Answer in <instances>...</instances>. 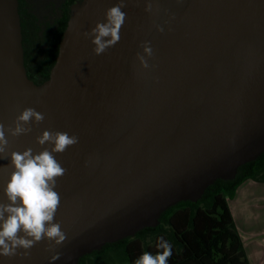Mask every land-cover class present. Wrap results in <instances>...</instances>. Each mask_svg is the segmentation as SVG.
I'll use <instances>...</instances> for the list:
<instances>
[{
	"label": "water",
	"instance_id": "1",
	"mask_svg": "<svg viewBox=\"0 0 264 264\" xmlns=\"http://www.w3.org/2000/svg\"><path fill=\"white\" fill-rule=\"evenodd\" d=\"M116 2L72 5L49 77L35 83L24 66L18 0H0V122L10 125L25 107L45 115L31 132L9 137L10 150L50 147L36 143L45 129L79 138L54 153L66 169L55 189V221L68 237L55 249L60 258L49 261L41 241L29 256H0V264H77L155 226L166 208L196 201L264 151V0H157L155 14L144 0H126L119 43L95 55L82 33ZM145 40L150 69L136 60ZM10 170L0 169L3 202Z\"/></svg>",
	"mask_w": 264,
	"mask_h": 264
},
{
	"label": "clouds",
	"instance_id": "2",
	"mask_svg": "<svg viewBox=\"0 0 264 264\" xmlns=\"http://www.w3.org/2000/svg\"><path fill=\"white\" fill-rule=\"evenodd\" d=\"M144 4L146 12H159L157 0H144ZM125 6L126 0H117L105 10L104 22L98 21L94 27L82 33L94 45L92 51L95 55L104 54L119 43L120 30L127 19V14L122 11ZM154 26L157 31H164L160 24ZM140 48L143 54L136 53L140 68L154 67L149 64L148 59L154 56L150 41H141ZM44 119V113L25 107L10 125L0 122V160L10 161L9 164L0 166V169H11L7 172V180L3 185L7 202L0 201V256L3 257H27L37 243L47 241L45 250L51 252L48 259L55 261L61 255L55 249L68 239L60 223L55 221L61 203L60 194L55 190L57 179L66 173V169L54 153L65 152L70 146L77 144L79 138L66 131L45 129L35 138L36 143L50 147H42L35 153L32 148L10 150L9 137L15 138L31 132V124H39ZM156 247L159 251L155 254L142 252L134 264H167L172 256V244L161 236ZM18 249L24 251L19 252Z\"/></svg>",
	"mask_w": 264,
	"mask_h": 264
},
{
	"label": "trees",
	"instance_id": "3",
	"mask_svg": "<svg viewBox=\"0 0 264 264\" xmlns=\"http://www.w3.org/2000/svg\"><path fill=\"white\" fill-rule=\"evenodd\" d=\"M63 33L59 32L49 51L42 53L39 41L31 48V61L37 60V65L40 61L39 71L46 79ZM249 178L264 182V151L241 164L234 178H217L196 201L179 200L166 208L155 226L107 242L100 249L80 256L77 264H115L120 253L127 264H134L142 252L159 251L156 245L161 236L172 244V256L167 264H249L228 203L238 185Z\"/></svg>",
	"mask_w": 264,
	"mask_h": 264
},
{
	"label": "flooded vegetation",
	"instance_id": "4",
	"mask_svg": "<svg viewBox=\"0 0 264 264\" xmlns=\"http://www.w3.org/2000/svg\"><path fill=\"white\" fill-rule=\"evenodd\" d=\"M33 1L18 0L21 33L24 43L23 61L27 76L35 83H42L46 77L39 71L42 70L40 61L39 65H37V60L31 61V48L39 41L42 53L43 51L51 50L50 46L54 44L52 43L53 40L57 38L59 32L62 31L63 33L65 30L72 5L81 3L83 0H40L38 1V12L33 7Z\"/></svg>",
	"mask_w": 264,
	"mask_h": 264
},
{
	"label": "crops",
	"instance_id": "5",
	"mask_svg": "<svg viewBox=\"0 0 264 264\" xmlns=\"http://www.w3.org/2000/svg\"><path fill=\"white\" fill-rule=\"evenodd\" d=\"M228 203L249 264H264V182L244 180Z\"/></svg>",
	"mask_w": 264,
	"mask_h": 264
},
{
	"label": "rangeland",
	"instance_id": "6",
	"mask_svg": "<svg viewBox=\"0 0 264 264\" xmlns=\"http://www.w3.org/2000/svg\"><path fill=\"white\" fill-rule=\"evenodd\" d=\"M34 1H35V2H34ZM34 1H33V7H34V9L36 10V12H38V11H37V10H38V6H39L38 1H40V0H34ZM118 255H120V256L118 257V259H117V261H116L115 264H127L122 258H120V257H121V253L118 254Z\"/></svg>",
	"mask_w": 264,
	"mask_h": 264
}]
</instances>
